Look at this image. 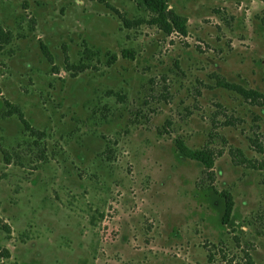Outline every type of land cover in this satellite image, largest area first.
<instances>
[{
	"label": "rangeland",
	"instance_id": "rangeland-1",
	"mask_svg": "<svg viewBox=\"0 0 264 264\" xmlns=\"http://www.w3.org/2000/svg\"><path fill=\"white\" fill-rule=\"evenodd\" d=\"M167 5L185 35L147 24L138 0H0V109L25 120L0 118V264H264V233L247 224L264 169L228 151L259 162L264 105L212 77L264 92V1ZM210 131L214 183L234 201L227 224L195 189L202 165L173 147Z\"/></svg>",
	"mask_w": 264,
	"mask_h": 264
},
{
	"label": "trees",
	"instance_id": "trees-1",
	"mask_svg": "<svg viewBox=\"0 0 264 264\" xmlns=\"http://www.w3.org/2000/svg\"><path fill=\"white\" fill-rule=\"evenodd\" d=\"M264 1V0H262ZM168 0H138V6L144 12H148L150 17L146 20L147 24L157 25L161 30L169 34L172 31H176L180 34L185 35L186 33V19L176 12L172 11L168 5ZM264 22V15L262 16ZM140 23V22H139ZM20 37H23L22 34ZM0 40L2 42L9 41V35L6 31L0 28ZM38 48L41 55L46 59L48 63L53 67V56L48 46L40 39H38ZM89 47L84 45L83 54H90ZM92 54V53H91ZM124 55H130L129 51L124 50ZM107 63L110 64L115 60V54L110 52L108 54ZM88 67V64L80 62L73 66L71 69L73 73L83 71ZM215 80V86L225 88L237 95H239L245 101H249L253 104L264 105V92H260L254 88L244 86L239 83L227 81L225 78L219 75L212 76ZM7 108L0 109V118L8 115L17 114L22 122L25 123L21 110L10 103L5 101ZM26 125V124H25ZM218 134L210 131L203 144L197 148L189 147L185 142L183 135L175 136L173 141L174 151L178 156H182L188 159L198 161L202 167L199 170L198 178L195 181V189L202 196H208L210 202L215 203L217 210L220 213V222L227 224L230 222L231 212L233 209L234 201L229 188L218 189L214 183L215 173L213 170L214 161L218 155L222 152V148L215 149L212 144ZM229 155L234 164L244 166L245 168L264 169V149L258 146V151L262 154V158L258 161L248 158L242 150L237 147H229ZM258 162V163H257ZM247 224L252 226L255 233H264V195L261 206L252 213L247 219ZM248 264H253L248 254ZM225 264H233L231 261Z\"/></svg>",
	"mask_w": 264,
	"mask_h": 264
}]
</instances>
